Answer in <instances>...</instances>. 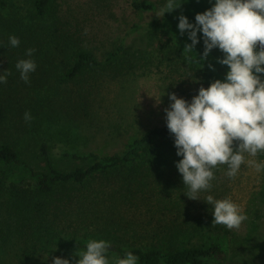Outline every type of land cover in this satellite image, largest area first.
<instances>
[{
    "label": "rangeland",
    "instance_id": "374dc122",
    "mask_svg": "<svg viewBox=\"0 0 264 264\" xmlns=\"http://www.w3.org/2000/svg\"><path fill=\"white\" fill-rule=\"evenodd\" d=\"M132 1L55 0L52 27V18L46 17L45 20L50 25L48 34L54 43V35L56 38L70 36L77 47L92 50L100 57L126 38L127 49L118 61L105 63L96 73L84 75L76 84L59 82L61 68L58 64L49 67L47 63L41 71L30 74L28 83L22 81L16 87L15 82H11L21 101L28 85L33 89L31 96L39 101L46 92L41 86L52 92L49 100L46 98L41 104V107H46L42 118L36 119L37 133L28 134L25 138L20 132L15 133L14 142L25 165L4 167L0 162V170L6 172L4 177L0 174V227L4 226L9 216V185L17 183L35 187L37 176L27 167H32L34 171L46 169L40 152L42 143L48 146L56 165L68 169L75 163L65 157L66 153H85L89 149L104 152L111 148L106 135L99 134L91 140L86 131L118 127L131 135L163 125L166 123L164 109L170 103L169 93L190 101L199 87H208L216 79L223 80L227 66L217 62L223 54L213 49L207 58L201 59L202 39L194 47V52L182 54L185 45L191 42L186 33L181 35L177 29L179 15L183 14L194 22L196 13L212 6L210 0H181V6L165 13L164 17H157L156 11L135 9ZM153 1L161 5L164 3V0ZM34 14L33 0H0V17L10 20L26 16L32 20ZM155 18L159 19L158 24L148 28ZM136 24L142 27L137 30L134 28ZM33 27L38 29L40 25H32L31 29ZM200 35L198 33V37ZM69 43L70 40L63 38L58 46L56 57L59 60L64 61L76 47ZM185 55L189 59H185ZM84 112L88 115L80 119ZM245 157L264 160V154L255 158L245 154ZM213 172L211 188L199 196L203 199L212 195L215 199L230 198L235 202L247 216L239 229L229 230L223 225H212L211 205L184 195L186 189L180 179L162 190L166 194V204L154 203L145 195H140L136 200L138 205L121 211L123 214L103 229L97 230L94 224L80 229L65 225L66 230H59L55 238L53 236L44 241L43 245L29 240V243L24 242L15 232L6 238L0 237V264H52L54 257L65 258L70 264H75L79 259L77 251L83 249L82 245L89 239L137 243L138 239L133 238L121 240L118 233L128 231L131 234V228L142 225H157L161 230L169 225L178 229L173 235L156 238V243H219L226 252V259L207 264H264V171L256 173L253 168L242 164L232 179L226 176V165H218ZM142 241L148 243L151 240ZM28 245L32 252L25 249Z\"/></svg>",
    "mask_w": 264,
    "mask_h": 264
},
{
    "label": "trees",
    "instance_id": "16d2710c",
    "mask_svg": "<svg viewBox=\"0 0 264 264\" xmlns=\"http://www.w3.org/2000/svg\"><path fill=\"white\" fill-rule=\"evenodd\" d=\"M54 2L33 0L35 18L32 20L26 16L10 20L0 17V71H8L6 82L0 83V162L4 167L25 165L17 143L14 142L15 133L20 132L23 138L37 133L36 119L42 118L46 107H41V104L44 99L49 100L52 92L40 85L46 90L41 101L31 96L33 89L30 85L26 86L22 101L14 92L11 82H15L16 87L22 82L15 64L19 59L29 58L25 55L26 49H34L31 58L36 62V72L45 68L46 63L49 67L58 64L61 68L58 81L67 84H76L84 75L96 73L105 63L118 61L127 49L126 38L100 57L92 50L77 47L70 36L61 35L62 38H56L53 34L54 43L48 34L50 25L45 23L46 17H51L52 27V14L56 11ZM132 6L141 11H157L162 5L153 0H133ZM158 22V18L153 19L148 28ZM36 24L40 28L31 29ZM140 27L142 25H134L137 30ZM10 35L19 38V46L12 48L8 45ZM63 38L70 40L69 45L76 46L64 61L56 57ZM26 111L32 116L29 122L23 118ZM87 115L84 112L80 119ZM85 133L91 140L96 135H106L111 148L104 152L89 149L85 153H66L65 157L75 164L62 169L52 160L48 146L42 143L40 152L46 169L34 171L32 167H27L37 176L35 187H24L17 183L9 185V216L4 226L0 227V237L6 238L15 232L24 242H39L43 245L44 241L53 236L55 238L59 230H66L65 225L80 229L94 224L97 230L111 226V222L123 214L121 211L138 205L136 200L140 195H145L157 204L168 202L162 190L181 179L175 167V162L181 157L176 155L173 136L166 123L131 135L118 127ZM0 174L5 176L4 169L0 170ZM163 214L167 215L166 212ZM131 229V234L121 231L118 235L121 240L138 239L137 243L110 242V253L122 256L125 251H132L139 257L138 264H207L223 262L227 257L224 249L216 242L156 243V238L175 234L178 229L173 226L167 225L162 230L157 225L135 226ZM142 239L151 241L143 243ZM25 249L32 252L30 245Z\"/></svg>",
    "mask_w": 264,
    "mask_h": 264
},
{
    "label": "clouds",
    "instance_id": "9594fccd",
    "mask_svg": "<svg viewBox=\"0 0 264 264\" xmlns=\"http://www.w3.org/2000/svg\"><path fill=\"white\" fill-rule=\"evenodd\" d=\"M212 6L195 14L194 22L181 14L177 29L187 34L188 43L182 54L203 41L201 59L218 49L222 58L217 62L227 66L223 80L216 79L208 87H199L191 100L169 93V105L164 109L166 127L173 136L178 173L189 199H200L211 205L212 225H223L229 230L239 229L247 219L243 210L230 198L215 199L199 194L211 188L213 169L226 165V176L232 179L244 164L264 171V160L255 158L264 154V0H210ZM181 0H164L155 12L164 17L181 6ZM200 33V37H198ZM19 38L10 35L8 45L19 46ZM34 49H26L29 58L19 59L15 69L25 83L36 70L32 59ZM185 59H189L185 55ZM212 68V65H209ZM8 71H0V83H5ZM161 98V97H160ZM160 98L156 101L160 102ZM24 120L32 119L30 112ZM235 144V147H234ZM75 264H138L139 257L132 251L122 256L110 253V242L89 239L76 253ZM52 264H70L54 257Z\"/></svg>",
    "mask_w": 264,
    "mask_h": 264
}]
</instances>
